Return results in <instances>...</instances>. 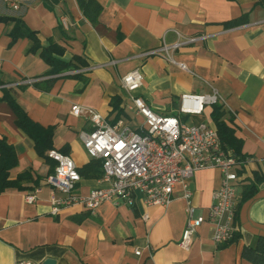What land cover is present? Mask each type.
Listing matches in <instances>:
<instances>
[{
    "label": "crops",
    "instance_id": "1",
    "mask_svg": "<svg viewBox=\"0 0 264 264\" xmlns=\"http://www.w3.org/2000/svg\"><path fill=\"white\" fill-rule=\"evenodd\" d=\"M98 1L102 12L92 25L75 0H0V15L21 19L42 47L61 46L57 57L77 65L76 73L49 74L50 66L30 51L31 40L19 37L8 45L13 22H0V138L16 154L9 179L22 173L30 177L23 189L0 191V264H45L46 259L52 264H264V0ZM189 38L195 40L186 42ZM177 41L182 44L174 59L187 70L158 56H139ZM134 68L143 74L134 94L154 111L177 114L187 122L212 124L211 105L200 115L179 114L181 95L216 93L231 118L227 123L239 143L238 156L253 158L242 170L234 236L227 243H214L213 226L205 222L188 250L178 246L187 219L180 184L166 208L145 207L136 198L132 206L102 202L94 213L80 205L50 212L53 190L45 178L54 163L38 154L32 138L17 125L8 98L33 122L53 128L52 146L82 171L76 190L86 194L103 183L87 170L92 158L79 138L91 123L85 115H72L71 106L90 107L106 122L137 128L142 117L128 109L120 84ZM30 79L34 81L25 82ZM135 120L137 125L130 127ZM256 176L261 181L245 198ZM219 180L216 168L197 170L188 180L196 214H207ZM33 190H38L35 201L27 203L24 195Z\"/></svg>",
    "mask_w": 264,
    "mask_h": 264
},
{
    "label": "built area",
    "instance_id": "2",
    "mask_svg": "<svg viewBox=\"0 0 264 264\" xmlns=\"http://www.w3.org/2000/svg\"><path fill=\"white\" fill-rule=\"evenodd\" d=\"M61 23L67 27L66 17ZM195 38H189L191 42ZM182 42L162 43L159 47L142 51L139 56H158L165 61L187 70L183 62L174 59L173 53ZM76 73L77 70H68ZM143 74L139 68L131 69L120 78L121 87L129 98L128 109L142 117L140 125L131 129L119 121L106 122L94 109L73 104L70 113L85 115L91 123L89 131H80L79 138L87 155L101 160L102 186L90 189L86 194L76 190L80 174L73 159L66 153L51 148L47 157L55 162L53 172L46 176L45 183L52 188L50 212L80 205L94 213L102 202L113 205L132 206L139 198L143 206L158 205L166 208L173 200L177 184L182 187V198L186 201L187 219L178 246L188 250L192 235L203 223L213 226L212 240L221 245L234 236L233 221L236 216V195L244 180L242 170L253 161L252 157H240L231 149L222 147L213 124L206 121H182L177 114H162L154 111L135 91L141 85ZM33 79L25 82H33ZM216 93L200 95L183 94L178 107L179 114L200 115L206 106L219 102ZM216 168L220 173L218 187L212 192V202L205 216L195 214L192 192L187 188L188 180L200 169ZM264 172V160H263ZM26 193L27 203L35 201L36 192ZM143 219L148 215L144 214ZM139 254L138 250H135ZM15 264H37L30 260H19Z\"/></svg>",
    "mask_w": 264,
    "mask_h": 264
},
{
    "label": "trees",
    "instance_id": "3",
    "mask_svg": "<svg viewBox=\"0 0 264 264\" xmlns=\"http://www.w3.org/2000/svg\"><path fill=\"white\" fill-rule=\"evenodd\" d=\"M79 10L83 17L90 23L96 24L98 17L102 12V5L98 0H75ZM13 22L11 29L9 30L10 42L8 45H12L19 37H27L31 40L32 45L30 51L38 53L40 57L50 66L49 74L57 75L65 71L77 68V65L73 61H63L57 56L62 54L63 49L61 46L55 43H49L47 46L42 47L37 35L34 31L28 29L21 19L13 16L0 15V22ZM48 82V81H47ZM46 82V83H47ZM10 105L13 107L16 114V123L21 127L26 134L34 141V146L39 155L46 159V152L53 148L52 135L53 128H44L37 123L33 122L20 108H18L14 102L8 98ZM179 116V115H178ZM182 121L184 117H180ZM210 119L214 125L218 138L223 148L231 149L235 155L239 153V143L234 135V130L228 125V121L231 119L225 116V110L223 105L219 102L211 105ZM53 161L52 159H50ZM16 162V154L14 148L8 144L4 138H0V191L5 187L14 186L18 189H23L21 185L24 181L29 180L30 177L26 173H22L15 179H9V170L14 166ZM54 166L55 162L53 161ZM54 169V168H53ZM87 170L93 171L92 175L101 176V160L92 159L91 164L88 165ZM79 174L82 171H78ZM261 181L259 176H256L254 181L250 182L248 187L244 191V197L253 195L256 190V184ZM237 212V210H236Z\"/></svg>",
    "mask_w": 264,
    "mask_h": 264
},
{
    "label": "rangeland",
    "instance_id": "4",
    "mask_svg": "<svg viewBox=\"0 0 264 264\" xmlns=\"http://www.w3.org/2000/svg\"><path fill=\"white\" fill-rule=\"evenodd\" d=\"M130 124V127H135L137 125V121H132L129 123ZM255 179V178H254ZM196 214V213H195Z\"/></svg>",
    "mask_w": 264,
    "mask_h": 264
},
{
    "label": "water",
    "instance_id": "5",
    "mask_svg": "<svg viewBox=\"0 0 264 264\" xmlns=\"http://www.w3.org/2000/svg\"><path fill=\"white\" fill-rule=\"evenodd\" d=\"M53 260L52 259H46L44 261L45 264H52Z\"/></svg>",
    "mask_w": 264,
    "mask_h": 264
}]
</instances>
